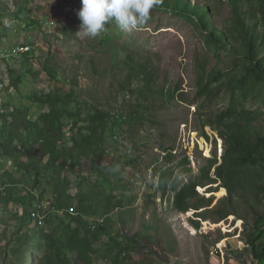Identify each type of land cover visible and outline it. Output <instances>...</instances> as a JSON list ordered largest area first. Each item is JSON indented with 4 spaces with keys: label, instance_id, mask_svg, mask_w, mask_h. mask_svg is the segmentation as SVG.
Listing matches in <instances>:
<instances>
[{
    "label": "rangeland",
    "instance_id": "1",
    "mask_svg": "<svg viewBox=\"0 0 264 264\" xmlns=\"http://www.w3.org/2000/svg\"><path fill=\"white\" fill-rule=\"evenodd\" d=\"M185 1L161 0L146 23L122 30L112 20L93 38L77 33L81 0H0V52L36 46L29 57L1 58L0 110L10 102L40 124L38 115L48 106L35 96H57L64 146L87 124L89 113L108 115L101 146L94 153L64 155L43 170L42 195L32 191V205L0 203V264H60L52 250L66 252L62 227L74 223L62 222L64 210H54L51 186L64 177L70 179L73 208L79 188L96 196L112 193L121 202L108 216L95 217L107 230L104 236L118 234L127 242L118 249L120 264H252L247 239L264 216V158H242L228 131L239 122L253 142L264 141V72L252 71L254 59L233 26L237 8L264 61V0ZM26 16L40 28L21 30ZM219 38L227 45H219ZM198 61L204 89L197 84ZM25 136L31 149L42 141L36 127ZM46 162L47 155L40 166ZM5 169L13 171V163L0 157V184ZM167 170L168 186L161 188ZM31 178L27 174L28 189ZM190 182L196 186L184 201L189 210L182 212L174 205L173 186ZM22 192L11 190V198ZM103 247L93 242V264H113L115 253L107 258ZM76 257L71 255L72 263Z\"/></svg>",
    "mask_w": 264,
    "mask_h": 264
},
{
    "label": "trees",
    "instance_id": "2",
    "mask_svg": "<svg viewBox=\"0 0 264 264\" xmlns=\"http://www.w3.org/2000/svg\"><path fill=\"white\" fill-rule=\"evenodd\" d=\"M182 1L184 2L185 0ZM201 10L202 15L206 14V8L202 7ZM234 12H236V16L233 26L240 29L242 42L245 44V48L247 47L249 58L254 59V64L251 66V69L255 72H264V61L257 58L256 52L253 49L254 37H256V35L249 29L245 18H241L237 15V8H235ZM226 24H229V22L227 21ZM218 44L222 46L227 45V43L222 42V38L218 39ZM5 49L10 50V47ZM31 54H26L25 57H29ZM12 58L15 59L14 56ZM196 70L197 84L200 89H204L206 75L204 76L203 65L199 61L196 64ZM47 72L51 78H55L50 70ZM19 83V77L13 79L11 82L14 89H18ZM165 96L168 99L173 98L170 92H166ZM34 99L41 105L48 106V111L41 112L38 115V122L40 124L32 122L33 120L29 118L27 110L22 107L17 108L13 104L10 105V102L4 101L2 105L3 108L0 110V121L2 125L0 133V157L9 158L13 163V171L5 169L1 174L0 191H4V193L1 195L0 192V203L4 201H18L21 203L27 202L29 205H32L36 201V196L32 191L38 193L41 189L42 183H40L39 178L43 170H48L56 163L58 158L64 155L73 158L78 152L81 155L87 152L94 153L96 148L102 144L105 133V123L108 119L107 114L98 110L89 113L88 119L86 120L87 124L82 128H78L77 136H72L69 146H64L62 144L65 138L62 129L63 111L59 108V98L47 94L44 97L35 96ZM66 113L72 118H77L79 116L78 111H66ZM237 124L239 126L237 130L228 131L229 138L234 145L235 151L242 158H264V141L260 138L253 142L252 139L245 135V124L243 125L239 122H237ZM32 127H36V130L42 134V141L35 149L30 148V144L25 136V132ZM83 130L86 132H82ZM241 134L242 138L240 137ZM261 148L263 151H261ZM45 155L48 156L49 163L46 162L43 166H40L41 159ZM63 165L64 160L61 161V166ZM16 173L19 175H16ZM163 173L160 178L161 188L168 186L167 183L170 171L167 170ZM27 174L32 175L29 189L26 185V182H28V179H26ZM106 183H108V181H106ZM70 184V179L64 177L61 180H57L51 186L52 205L54 210H64L63 214H65L61 216L62 222L68 219V221L74 223L73 226H71L70 223H66L65 226L62 227L61 235L65 241L66 252L61 253L60 249H53V259L58 260L60 264H93L98 252V249L93 248V242H104V247L102 248L104 256L109 258L113 251L116 255L113 264L123 263L122 253L119 252L118 249L121 251L122 242L125 246L127 242L125 240L120 241V236L118 234L112 235L109 232V234L107 233V235L104 236V232L107 230L103 222L95 220L97 214L101 215L103 218L108 216L112 210L119 207L121 204L119 199L115 198V195L112 193L98 192V196H96L95 190L83 191L79 188L75 196L77 205L76 208H73L71 206V200L74 196L68 192V188L71 186ZM79 185H81V182H79ZM195 186V182H190V184H186L180 189L173 186V190L175 191L174 205L182 212L189 210L190 203L187 205L184 201L189 198L188 195H190V192L194 191ZM13 189L23 191L17 200L11 198V190ZM41 192L42 191L39 193ZM68 208H72L75 213L72 214L67 212L66 210ZM54 213L58 214V212ZM49 215L50 213L46 217L47 220ZM253 226L254 229L251 230L247 239L248 249L253 258L252 264H264V216L259 217ZM92 228L93 230H91ZM13 247H15V245ZM73 253H76L77 257L76 261L72 263L71 255H73ZM118 256L120 257L119 259Z\"/></svg>",
    "mask_w": 264,
    "mask_h": 264
},
{
    "label": "clouds",
    "instance_id": "3",
    "mask_svg": "<svg viewBox=\"0 0 264 264\" xmlns=\"http://www.w3.org/2000/svg\"><path fill=\"white\" fill-rule=\"evenodd\" d=\"M160 2L161 0H81V7L76 13L80 20L77 33L95 38L112 20H115L122 30H131L146 23L150 18L151 10ZM26 20L27 22L21 30L40 28V22L36 18L26 16ZM14 46L27 48L26 51L18 55L19 57L34 53L36 49L35 45L28 44L13 45L12 47Z\"/></svg>",
    "mask_w": 264,
    "mask_h": 264
},
{
    "label": "built area",
    "instance_id": "4",
    "mask_svg": "<svg viewBox=\"0 0 264 264\" xmlns=\"http://www.w3.org/2000/svg\"><path fill=\"white\" fill-rule=\"evenodd\" d=\"M27 48L25 47H22L21 50H13V47L10 48V50H8V52H0V61H1V58H7L8 56H14V57H17L20 53L26 51ZM11 51V52H9Z\"/></svg>",
    "mask_w": 264,
    "mask_h": 264
},
{
    "label": "bare ground",
    "instance_id": "5",
    "mask_svg": "<svg viewBox=\"0 0 264 264\" xmlns=\"http://www.w3.org/2000/svg\"><path fill=\"white\" fill-rule=\"evenodd\" d=\"M18 48H22V46H14L13 47V50H18ZM5 59H7V58H5ZM2 60V59H1Z\"/></svg>",
    "mask_w": 264,
    "mask_h": 264
}]
</instances>
